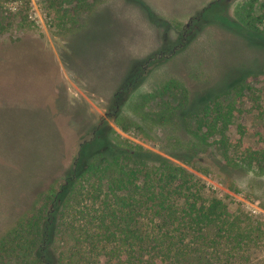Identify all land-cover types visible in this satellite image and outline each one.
Instances as JSON below:
<instances>
[{"label": "rangeland", "instance_id": "obj_1", "mask_svg": "<svg viewBox=\"0 0 264 264\" xmlns=\"http://www.w3.org/2000/svg\"><path fill=\"white\" fill-rule=\"evenodd\" d=\"M28 1L6 5L17 14L12 25H0V238L42 191L68 175L81 145L101 127L113 139L128 138L185 166L230 210L264 225V176L215 155L200 160L204 175L173 156L175 126L151 122L153 129H144L142 120L183 97L181 90L161 91L168 80L186 87L193 109L246 75L261 73L264 80V37L252 45L241 35H249L236 15L244 0H106L77 17L80 27L72 32L60 22L58 30L41 0ZM20 9L28 11V24L20 22ZM213 18L224 26L208 23ZM258 87L264 105V81ZM256 114L239 121L260 133L264 121ZM119 116L144 128L127 133ZM245 141L258 146L260 137ZM253 257L264 263V240Z\"/></svg>", "mask_w": 264, "mask_h": 264}, {"label": "trees", "instance_id": "obj_2", "mask_svg": "<svg viewBox=\"0 0 264 264\" xmlns=\"http://www.w3.org/2000/svg\"><path fill=\"white\" fill-rule=\"evenodd\" d=\"M12 1L24 0H0L2 30L17 14L6 8ZM105 1L41 0L52 23L68 32L79 29L77 17ZM27 12L20 9V22L28 24ZM236 15L249 33H241L243 39L258 44L264 37V0L242 1ZM208 23L224 26L217 18ZM263 81L261 73L246 75L193 109L186 87L168 80L163 93H183L176 105L165 101L160 110L146 112L145 128L122 116L116 123L127 133L153 129L151 122L175 126L173 156L204 175L200 160L215 155L231 168L264 176V131H249L239 121L255 112L264 121L258 87ZM249 135L260 137L258 146L245 141ZM250 214L230 210L224 197L185 166L128 138L113 139L101 127L81 145L68 175L42 191L0 238V264H261L253 254L264 240V225Z\"/></svg>", "mask_w": 264, "mask_h": 264}, {"label": "built area", "instance_id": "obj_3", "mask_svg": "<svg viewBox=\"0 0 264 264\" xmlns=\"http://www.w3.org/2000/svg\"><path fill=\"white\" fill-rule=\"evenodd\" d=\"M255 212V211H254Z\"/></svg>", "mask_w": 264, "mask_h": 264}]
</instances>
